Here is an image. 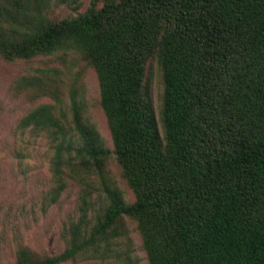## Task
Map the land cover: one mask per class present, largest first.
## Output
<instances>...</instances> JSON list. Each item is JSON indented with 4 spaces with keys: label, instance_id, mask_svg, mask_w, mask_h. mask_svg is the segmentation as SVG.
Returning a JSON list of instances; mask_svg holds the SVG:
<instances>
[{
    "label": "trees",
    "instance_id": "trees-1",
    "mask_svg": "<svg viewBox=\"0 0 264 264\" xmlns=\"http://www.w3.org/2000/svg\"><path fill=\"white\" fill-rule=\"evenodd\" d=\"M62 4L77 0H0V57L80 52L95 71L113 148L72 91L68 104L62 99L52 69L14 82L53 101L18 122L52 149L53 186L40 210L58 202L68 180L83 187L55 253L27 244L18 226L0 231L1 242L13 243V264H138L126 220L148 264H264V0H90L77 15L50 17ZM151 58L162 84L159 117L146 76ZM110 154L131 202L105 181ZM95 173L94 197L85 180Z\"/></svg>",
    "mask_w": 264,
    "mask_h": 264
},
{
    "label": "rangeland",
    "instance_id": "rangeland-1",
    "mask_svg": "<svg viewBox=\"0 0 264 264\" xmlns=\"http://www.w3.org/2000/svg\"><path fill=\"white\" fill-rule=\"evenodd\" d=\"M89 2L77 0L75 7L65 4L53 6L49 16L62 18L77 15L87 8ZM38 68L55 72L62 99L68 104L73 93L74 98L83 104L86 121L94 125L106 148L112 150L113 147L106 118L99 104L95 71L80 52L60 51L14 61L0 57V218L5 221L4 224L0 223V231L10 225L18 226L27 244L38 251L53 254L62 246L58 237L59 228L65 217L73 211L83 184L68 180L58 202L45 212L40 210L42 197L53 186L49 170L52 149L45 138L33 139L28 132H21L18 122L35 105L53 101L49 97L32 98L27 91L15 89L14 86L19 77L34 74ZM146 76L150 80L155 113L159 117L162 84L157 62L153 58L147 62ZM103 176L107 183L122 192L126 202L133 201V193L113 154L106 159ZM85 181L91 184L95 197L100 190V178L95 173ZM8 218L10 223L7 222ZM126 226L134 259L138 264H148L135 223L126 220ZM8 235L10 238L11 231ZM12 244L10 239L0 240V264H13Z\"/></svg>",
    "mask_w": 264,
    "mask_h": 264
}]
</instances>
